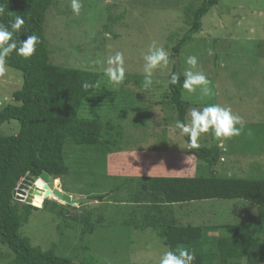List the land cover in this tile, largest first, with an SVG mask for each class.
<instances>
[{"label":"rangeland","instance_id":"1","mask_svg":"<svg viewBox=\"0 0 264 264\" xmlns=\"http://www.w3.org/2000/svg\"><path fill=\"white\" fill-rule=\"evenodd\" d=\"M203 1L81 0L79 15L72 12L71 0L55 1L46 23V36L55 49L51 61L102 73V84L107 82L108 89L116 91L111 101L120 105L110 104L106 93L98 90L96 98H101L87 103L84 114L111 120L123 133L119 149L107 156L106 168H97L107 178L99 175L88 183L77 179L80 171L87 170L78 161V150L66 146L72 173L58 179L56 186L75 198L87 199L72 213L97 211L98 207L102 210L103 203L90 199L87 185L110 187L113 178L125 172L170 177L202 175L212 169L201 160L197 169L193 158L185 170L173 167L184 159L188 143L185 136L174 133L177 112L166 100L167 82L175 69L183 74L189 55L198 57L199 70L211 81L213 95L202 98L199 91H184V99L191 103L187 122L192 108L202 109L213 103L230 106L243 118L241 134L223 140L226 161L220 160L215 169L220 176L264 177V0H219L203 17L201 30L193 33L175 56L176 45L190 29L193 12ZM153 41L169 52V66L164 72L157 70L151 88L144 90L143 55ZM116 51L124 53L126 67V79L119 86L110 84L103 74L107 58ZM5 68L4 76H0V110L14 101L13 93L24 81L22 72L7 65ZM19 129L20 123L12 120L0 128V133L17 134ZM219 142L210 133L199 138L200 146L214 147ZM123 192L127 195L126 190ZM50 196L66 204L54 193ZM42 200H37L39 205ZM247 205L242 200L197 201L179 204L178 215L203 226L255 222L257 205ZM59 224H63L61 230ZM82 230L83 225L67 228L62 218L42 208L33 209L22 228L32 244L44 250L56 243L58 254L71 255L78 244L89 246L91 255L102 264H158L160 255L170 249L152 229L98 227L85 241L80 238ZM12 260L9 249L0 245V264Z\"/></svg>","mask_w":264,"mask_h":264},{"label":"trees","instance_id":"2","mask_svg":"<svg viewBox=\"0 0 264 264\" xmlns=\"http://www.w3.org/2000/svg\"><path fill=\"white\" fill-rule=\"evenodd\" d=\"M55 1L0 0V8L4 9L0 23L7 24L15 16L25 19L24 30L14 39L26 40L28 35L40 37L33 57L25 59L13 51L5 62L22 72L24 81L13 93L14 101L0 110V128L12 120L20 123L17 134L0 133V245L7 247L13 256L9 264H102L84 244L76 245L71 255L58 254L56 243L47 250L33 245L22 228L33 209L39 208L18 201L14 195L29 172L40 175L47 171L60 178L70 175L68 145L75 146L79 163L87 167L79 172L77 179L91 182L101 175L97 168H106L108 154L119 149L123 138L122 130L111 120L84 114L87 103L101 98H96L98 90L105 92L106 101L113 103L116 91L108 89L107 82L102 84V73L51 61L55 49L46 36V23ZM218 3L219 0H204L194 10L191 27L176 45L175 56L191 35L201 30L203 17ZM174 72L180 73V83L169 85L166 100L172 111L177 112L176 121L188 123L191 103L184 99V77L177 69ZM84 82L98 84V87L85 91ZM177 132L178 129L174 133ZM185 139L188 148L184 159L173 167L185 170V165L193 158L197 169L200 160L212 168L206 174L169 177L125 172L123 176H115L110 187L97 184L95 189L87 185V194L91 200L103 203L102 210L98 207L97 211L87 209L81 214L72 213L80 207L53 200H46L42 209L62 218L67 228L77 229L83 225L82 241L98 227L152 229L170 249L186 246L194 250V264H264V177L220 176L215 166L226 151L218 146L192 147L187 136ZM138 164L141 168L142 164ZM101 176L107 178L103 173ZM55 181L57 183L58 178ZM216 200H242L245 207L248 202L255 204L257 220L203 226L178 215L179 204ZM62 227L63 224L58 225L60 230Z\"/></svg>","mask_w":264,"mask_h":264},{"label":"clouds","instance_id":"3","mask_svg":"<svg viewBox=\"0 0 264 264\" xmlns=\"http://www.w3.org/2000/svg\"><path fill=\"white\" fill-rule=\"evenodd\" d=\"M81 9V0H71V10L75 15H79ZM2 15H4V9L0 8V16ZM24 25L25 19L22 16H15L13 19H10L7 24L0 23V76H4L6 72V59L13 51H15L18 56H22L25 59L33 57L37 51V45L40 43L39 36L28 35L26 40L14 39L18 33H21L22 30H24ZM212 54V50L209 49V55ZM143 61L142 87L144 90H148L153 84L154 73L157 70L164 72L168 69L169 52L163 46H158L156 41H153L148 47L147 52L144 53ZM185 64L187 67L183 72L184 79L182 88L187 90L190 94L199 91L202 98L212 96L213 90L211 87V81L201 70H199L198 57L195 55H189L185 60ZM106 65L107 66L103 69V74L107 77L108 82L115 86L121 85L126 79L124 53L116 51L113 55L107 58ZM167 83L169 85L179 84L180 73L172 72ZM82 87L87 91L90 88L98 87V84L94 85L84 82ZM189 117L190 121L188 123L177 120L175 128L179 130L180 135L188 137L192 147H199L198 140L203 134L210 133L215 139L223 141L239 136L244 129L243 118L238 114H235L230 106H223L219 103L210 104L202 109L192 108L189 112ZM250 134L251 133L249 132V135ZM29 173L22 178L18 188L20 187L27 190L29 196L31 195L32 202H27L29 196L25 201L19 200L15 195V191L18 188L14 191L17 200L32 204L38 208H42L46 200L57 201L53 199L50 194L46 195L45 188H40L42 194L31 193L30 189L36 185L38 178L33 177V180H27L26 178ZM53 177L55 179H60V177ZM24 184H26V186H24ZM37 198L43 199L42 204L39 206L34 205L33 203L37 201ZM195 260V251L190 250L186 246H182L177 247L174 250L169 249L164 251L159 257L158 264H194Z\"/></svg>","mask_w":264,"mask_h":264},{"label":"water","instance_id":"4","mask_svg":"<svg viewBox=\"0 0 264 264\" xmlns=\"http://www.w3.org/2000/svg\"><path fill=\"white\" fill-rule=\"evenodd\" d=\"M33 177L38 178L36 181V185L38 186V188L36 185H34V187L30 189L31 193L42 194L40 191L41 190L40 188H45L46 195L54 193L58 197L62 198L67 204H71L73 206H77V205H79V204H81L87 200V199L75 198L72 195L64 193L62 190L55 187V180L56 179L53 176H51L47 171H43L40 176L31 172V173H29V175L27 176L26 179L27 180H33ZM38 199L39 198H37V200ZM27 202H29V203L32 202L31 195L27 199ZM33 203H34V205L39 206V204H38L39 202L36 201Z\"/></svg>","mask_w":264,"mask_h":264},{"label":"built area","instance_id":"5","mask_svg":"<svg viewBox=\"0 0 264 264\" xmlns=\"http://www.w3.org/2000/svg\"><path fill=\"white\" fill-rule=\"evenodd\" d=\"M15 195L16 197L21 200V201H25L28 196H29V192L23 188H18L16 191H15ZM36 196V195H35Z\"/></svg>","mask_w":264,"mask_h":264},{"label":"crops","instance_id":"6","mask_svg":"<svg viewBox=\"0 0 264 264\" xmlns=\"http://www.w3.org/2000/svg\"><path fill=\"white\" fill-rule=\"evenodd\" d=\"M201 143V142H200ZM198 144H199V140H198ZM199 146H200V144H199ZM225 146H226V144H225V142H223V141H221V142H219V144H218V147H220V148H222V149H224L225 151L227 150L226 148H225ZM225 156V155H224ZM222 157V159H221V161H223V162H225L226 161V157ZM186 165H188V164H186ZM178 166V165H177ZM186 172V171H185ZM183 173V172H182ZM208 211V210H207Z\"/></svg>","mask_w":264,"mask_h":264},{"label":"bare ground","instance_id":"7","mask_svg":"<svg viewBox=\"0 0 264 264\" xmlns=\"http://www.w3.org/2000/svg\"><path fill=\"white\" fill-rule=\"evenodd\" d=\"M55 187H57V186H56V181H55ZM58 189H59V188H58ZM55 196H57V195H55ZM57 197H58V196H57ZM58 198H59V199H61V200H63V199H62V198H60V197H58Z\"/></svg>","mask_w":264,"mask_h":264},{"label":"flooded vegetation","instance_id":"8","mask_svg":"<svg viewBox=\"0 0 264 264\" xmlns=\"http://www.w3.org/2000/svg\"><path fill=\"white\" fill-rule=\"evenodd\" d=\"M24 186H26V184H24Z\"/></svg>","mask_w":264,"mask_h":264}]
</instances>
